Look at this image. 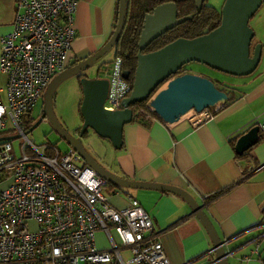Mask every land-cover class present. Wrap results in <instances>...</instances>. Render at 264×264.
Masks as SVG:
<instances>
[{
  "label": "built area",
  "instance_id": "2783aa9c",
  "mask_svg": "<svg viewBox=\"0 0 264 264\" xmlns=\"http://www.w3.org/2000/svg\"><path fill=\"white\" fill-rule=\"evenodd\" d=\"M78 1L16 0L12 28L0 36V132L24 136L17 153L14 137L0 139V264H169L138 199L128 195L125 206L112 205L104 193L107 180L75 149L37 146L26 135L23 115L67 67ZM122 71L119 56L97 68L108 80L106 109L122 108L131 90ZM150 111L147 99L136 108L137 118L161 119ZM183 116L197 124L211 110L192 108Z\"/></svg>",
  "mask_w": 264,
  "mask_h": 264
},
{
  "label": "crops",
  "instance_id": "0c3cea01",
  "mask_svg": "<svg viewBox=\"0 0 264 264\" xmlns=\"http://www.w3.org/2000/svg\"><path fill=\"white\" fill-rule=\"evenodd\" d=\"M118 1H78L76 34L67 65L107 41L117 21ZM16 11V0H0V36L11 30ZM258 41L262 43V64L243 78L242 85L229 87L233 97L213 106L204 121L193 124L186 116L173 124L132 119L122 127L120 148L91 129L84 134L93 132L110 143L112 162L105 167L116 174L179 186L193 195L222 241L227 264H259L264 258V128H259L258 141L244 154H237L234 148L237 137L264 117V40L253 39V43ZM3 79L0 75V82ZM106 195L116 207L125 206L128 195L140 201L169 264H218L207 263L216 260L212 240L178 193L129 187Z\"/></svg>",
  "mask_w": 264,
  "mask_h": 264
},
{
  "label": "water",
  "instance_id": "95a60500",
  "mask_svg": "<svg viewBox=\"0 0 264 264\" xmlns=\"http://www.w3.org/2000/svg\"><path fill=\"white\" fill-rule=\"evenodd\" d=\"M126 1H118L117 21L107 41L96 51L68 65L52 77L44 90L41 115L30 129L46 117L69 147L75 149L87 164L109 182L124 187L157 188L181 195L207 230L213 243L216 262L227 264V253L223 250L222 241L193 195L179 186L132 180L109 170L93 157L75 134H71L61 124L53 108L52 95L55 86L62 79L70 75H75L77 79L80 75L78 81L82 97L79 113L82 123L77 132L84 135V131L91 129L97 135L109 139L114 148L122 145V127L132 120L131 105L135 102L148 99L153 111L167 124L177 122L192 108L199 111L224 103L229 97L228 93L209 77L191 71L176 72L190 61L200 62L232 75L253 72L261 59L262 43H253L254 30L249 25V19L264 0H224L220 8V22L213 29L190 38L177 37L157 49L143 51L160 34L194 15L189 13L179 17L174 1L156 5L143 19L137 41V61L131 79V90L123 99L122 108L109 110L104 107L108 91L107 78L89 77L84 69L111 49L119 38L125 19ZM203 2L204 0H195L197 11L201 9ZM122 74L125 78H130L128 70L123 69ZM259 128V124H254L237 137L234 145L237 154H242L258 141ZM15 136L17 135L0 136V139Z\"/></svg>",
  "mask_w": 264,
  "mask_h": 264
},
{
  "label": "rangeland",
  "instance_id": "374dc122",
  "mask_svg": "<svg viewBox=\"0 0 264 264\" xmlns=\"http://www.w3.org/2000/svg\"><path fill=\"white\" fill-rule=\"evenodd\" d=\"M223 1L224 0H206L207 3L214 5L219 9L221 8ZM249 25L254 30L253 39L264 40V2L254 13V15L249 19ZM113 54L114 49H109L103 56L92 63L88 68L84 69L85 73L89 77H95L98 74L97 68L99 63L104 61L105 59H110L111 56L113 57ZM261 64L262 63L260 62L259 66ZM185 66L188 67L191 72L195 71L194 73L198 72L197 74L208 76L215 80L217 83L226 85L228 87H233L232 85H242L240 83L243 81V78L247 77L246 75L228 74L196 61H190L186 63ZM44 90H42L41 95L38 97L32 111L30 112L33 118L37 119L42 110ZM81 97L82 92L77 79L72 75L65 77L55 86L53 90L52 104L55 114L61 124L71 134H75L78 139L82 141L86 149L98 162H100L104 166L110 167L113 153V149L110 143L106 139L99 138L93 132H90L87 136L79 135V133L77 132V128L82 123L79 113V103ZM17 133V131L0 132L1 135H17ZM26 135L28 138L32 139L33 143L37 146H40L46 142H50L55 144L62 152H65L69 149V145L67 144V142L63 138H61L59 134L53 129L52 125L45 120L41 121L34 128H29L28 130H26ZM23 141V135L15 136L13 138L16 153L18 152V145ZM113 188L114 187L104 186V193L109 194L113 191ZM125 188L129 189V187ZM97 238L100 241V245H103V235H98Z\"/></svg>",
  "mask_w": 264,
  "mask_h": 264
},
{
  "label": "trees",
  "instance_id": "16d2710c",
  "mask_svg": "<svg viewBox=\"0 0 264 264\" xmlns=\"http://www.w3.org/2000/svg\"><path fill=\"white\" fill-rule=\"evenodd\" d=\"M166 1H174L176 3L179 17L187 15L189 13H194V15L193 17L186 19L182 23H179L176 26L165 31L164 33L160 34L158 37L153 39L143 51H150L157 49L177 37L190 38L203 34L216 27L220 22V16H221L220 9L212 4L207 3L206 0H204L201 9L198 11L195 6V0H127L123 28L119 38L116 40L112 48L114 49V57L117 56L121 57L123 69L129 71L130 82L136 66V61H137L136 53L138 50L137 41L142 28L144 16L146 13L151 12L156 5ZM110 60L104 62H110ZM104 62H101L98 66H100ZM185 65L186 64H184L176 72V74L190 71V69ZM79 77L80 75L77 77V81ZM213 81L219 88L225 90L228 93L229 97L225 102H227L233 97L231 89L228 86L219 84L215 80ZM138 106L144 107V101L135 102L134 104L131 105L133 109L132 119L137 120L141 123H149L143 120H139L137 118L136 108ZM209 108L211 111H213L212 110L213 107H209ZM30 112H27L23 115L26 124L25 125L26 130H28L33 124V122L36 121V118H33ZM150 112L151 115L157 116L154 113V111H150ZM79 128L80 126L77 128V131L79 130ZM87 131H84L83 134H86ZM0 136H7V135L0 134ZM242 154H244V152ZM105 186L114 187L113 192H115L116 190L122 192L125 189L124 186H120L112 182H107Z\"/></svg>",
  "mask_w": 264,
  "mask_h": 264
},
{
  "label": "flooded vegetation",
  "instance_id": "af4514ba",
  "mask_svg": "<svg viewBox=\"0 0 264 264\" xmlns=\"http://www.w3.org/2000/svg\"><path fill=\"white\" fill-rule=\"evenodd\" d=\"M40 115H41V112H40ZM40 115H39V116H40ZM39 116H38V117H39ZM37 119H38V118H37ZM37 119H36V120H37ZM46 119H47V118H46V117H44V118H42V120H41V121H44V120H45V121H47Z\"/></svg>",
  "mask_w": 264,
  "mask_h": 264
}]
</instances>
